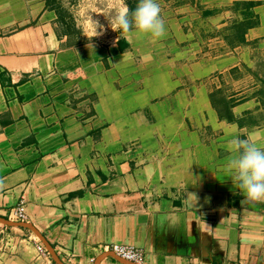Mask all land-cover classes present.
<instances>
[{"label":"crops","instance_id":"1","mask_svg":"<svg viewBox=\"0 0 264 264\" xmlns=\"http://www.w3.org/2000/svg\"><path fill=\"white\" fill-rule=\"evenodd\" d=\"M157 2L163 38L79 42L65 0H0V264H264L226 167L264 132V0Z\"/></svg>","mask_w":264,"mask_h":264},{"label":"clouds","instance_id":"2","mask_svg":"<svg viewBox=\"0 0 264 264\" xmlns=\"http://www.w3.org/2000/svg\"><path fill=\"white\" fill-rule=\"evenodd\" d=\"M97 28H102L98 21H92ZM115 29L130 33L133 29L153 38H163L166 35L165 21L161 15V7L157 0H138L134 10L126 5L121 7L112 21ZM229 156L226 167L231 172L232 179L243 191L247 201L264 202V132L254 130L244 138L233 137L229 142ZM195 203L198 197L195 193L187 194Z\"/></svg>","mask_w":264,"mask_h":264},{"label":"rangeland","instance_id":"3","mask_svg":"<svg viewBox=\"0 0 264 264\" xmlns=\"http://www.w3.org/2000/svg\"><path fill=\"white\" fill-rule=\"evenodd\" d=\"M125 5L127 6L126 0H65L62 12L79 42H99L114 37L117 29H112V21ZM92 21H98L103 26L97 28V32L101 34L93 36L95 25Z\"/></svg>","mask_w":264,"mask_h":264},{"label":"built area","instance_id":"4","mask_svg":"<svg viewBox=\"0 0 264 264\" xmlns=\"http://www.w3.org/2000/svg\"><path fill=\"white\" fill-rule=\"evenodd\" d=\"M16 214L21 220L28 219L23 207H19ZM105 249L114 253L117 257L132 264H144L145 256L142 249L136 248L134 246H125L118 244L108 246ZM37 252L39 253L40 258L49 260V252L44 246L39 244L37 246Z\"/></svg>","mask_w":264,"mask_h":264},{"label":"trees","instance_id":"5","mask_svg":"<svg viewBox=\"0 0 264 264\" xmlns=\"http://www.w3.org/2000/svg\"><path fill=\"white\" fill-rule=\"evenodd\" d=\"M127 1V7L130 9V10H134L137 6V3H138V0H126ZM245 5L247 6V8L249 9L250 7H254V3L253 2H248V3H245ZM255 24V23H254ZM248 27V25L246 26ZM258 76L261 75L262 78H261V86L263 87L264 89V57H262L260 59V62L258 63V65L256 66V72H255Z\"/></svg>","mask_w":264,"mask_h":264},{"label":"water","instance_id":"6","mask_svg":"<svg viewBox=\"0 0 264 264\" xmlns=\"http://www.w3.org/2000/svg\"><path fill=\"white\" fill-rule=\"evenodd\" d=\"M125 264H132V263H125Z\"/></svg>","mask_w":264,"mask_h":264}]
</instances>
